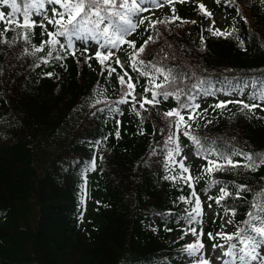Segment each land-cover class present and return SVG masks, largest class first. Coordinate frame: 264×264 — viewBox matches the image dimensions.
<instances>
[{"label": "trees", "instance_id": "1", "mask_svg": "<svg viewBox=\"0 0 264 264\" xmlns=\"http://www.w3.org/2000/svg\"><path fill=\"white\" fill-rule=\"evenodd\" d=\"M208 1L207 9L223 14L222 31L232 32L229 38L210 35L208 19L191 3L184 4L186 10L178 15L195 24L175 21L156 24L153 29L147 23L128 37L136 41L137 48L148 36L153 37L139 59L166 71L172 69L177 79L170 87L158 73L153 75L159 76L157 83L180 93L179 101L170 96L161 98L155 107L145 105L148 111L140 110L139 117L131 103H116L123 86L115 74L111 80L106 72L101 75L96 60L89 61L91 68L84 63L80 52L94 42H76L79 64L72 56L44 64L41 58L46 52L31 55L32 44L48 38L40 27L34 29L31 44L19 39L18 32L0 38L12 42L11 46L0 43V264H187L183 249L186 238L193 236L185 217L193 204L179 198L189 197L191 189L183 181L165 179L177 175L179 169L165 167L167 151L175 147L165 142L175 129L170 130L163 113L180 103H192L190 98L197 95L212 97L206 103L207 111L190 121V131L201 143L197 146L183 131L178 132L180 155L193 149L194 159L185 164L193 177H201L193 181L200 198L208 195L212 180L220 184L208 197L218 196L221 185L233 193L235 185L248 186L250 191L241 192V198L233 195L221 202L236 212L228 233L245 227L243 221L257 193H264V165L256 171L240 167L211 175L203 169L209 166L208 159H216L206 156L207 150L264 152L263 105L251 113H242L241 105L235 103L225 110L214 108L228 101L222 100L225 93L246 83L244 102L264 89V6L259 0H238L245 23L223 0L219 5ZM0 11L7 14L11 9L0 6ZM171 15L160 13L152 20ZM132 51L126 44L120 51L127 67V53ZM129 69L136 91L145 95L143 89L152 85ZM48 72L53 76H47ZM147 96L151 98V92ZM109 107H118L123 114L116 115ZM136 107L139 110V104ZM182 114L187 119L188 112ZM117 119L119 140L114 135ZM94 157L96 169L85 171ZM231 158L241 165L247 163L241 157ZM218 162L225 163L223 159ZM85 178L90 183L82 207ZM209 202L215 207V218L206 221L205 242L212 241L207 234H216L224 212L214 200Z\"/></svg>", "mask_w": 264, "mask_h": 264}, {"label": "snow or ice", "instance_id": "2", "mask_svg": "<svg viewBox=\"0 0 264 264\" xmlns=\"http://www.w3.org/2000/svg\"><path fill=\"white\" fill-rule=\"evenodd\" d=\"M186 0H0V6H7L11 9L7 14L0 11V24L3 28H0V38L4 37L8 32H18L19 39L23 40L26 44H31L32 37L34 35V29L40 27L43 33L48 37L46 40H42L39 45L32 44L31 55L37 53H45L46 56L41 58V62L49 64L50 60L64 61L68 56H72L76 59V63L79 64L80 60L77 57L79 48L76 42H94L96 51L92 55H87L89 48L85 46L84 51L80 52V56L84 57V63L89 68L92 67L89 61L96 60L100 65V72L103 75L105 72L108 77L116 75L118 83L123 86V95L117 104H129L131 103V109L136 116H141L140 110L145 112L148 109L145 105H151L155 107L163 100H167L170 96H175L177 101L180 99V93L169 91L165 87V83L170 87L177 79L173 75L172 69L167 71L162 67H157L151 62L145 64V62L139 59L140 55L145 51L147 44L153 40L150 35L140 45L136 46L135 40L128 39L140 25H144L145 21L148 22V26L155 29L156 24H170L175 21L181 23H193L196 21L182 20L177 14L175 7L176 3H185ZM222 0H215L216 4H221ZM223 3L229 7H234L238 16L241 17L247 23V18L243 16L242 9L238 3V0H223ZM260 5L264 6V0H259ZM51 5L50 9L47 7ZM59 6V8L55 7ZM169 6L172 12L170 17L165 19L152 20L150 16H143L144 12H151L153 9ZM199 11L206 19L212 20L206 31L212 36H220L225 39L232 36V32L227 30H221L215 27V20L212 19L213 13L207 9L203 3L198 5ZM51 11V16H49ZM36 17L37 19H33ZM134 18H137L134 22ZM47 25H52L55 31H49ZM63 38V42L61 39ZM204 36L201 35V44H204ZM0 43H8L11 46L10 41L0 39ZM127 45L132 49V52L127 53L128 60L130 61L129 67L139 75L148 79V83L152 85L151 88L145 87L143 92L145 95L137 99L136 87L137 84L133 83V77L124 69V64L121 62L117 52L123 50V45ZM240 46L243 47V41L240 42ZM27 53V49H25ZM113 64L117 65L122 71L117 72V68L113 67ZM37 67L40 65L37 64ZM61 67H67L65 64H61ZM158 73L159 76L164 78L165 83H157L159 76L153 75ZM47 76H53V73H46ZM127 77V79H126ZM203 83V82H201ZM197 87V86H194ZM151 92V98H148L147 93ZM211 94V93H206ZM231 94V93H225ZM129 97L131 100H129ZM194 100V97L190 98ZM260 101V103H255ZM96 103H101L97 100ZM240 104V111L243 113L247 110L249 113L253 109L260 108L261 104H264V89L259 92L253 93L249 98V102L242 100H229L221 101L214 105V108L225 110L228 104ZM139 104V110L136 105ZM199 108V104L196 103H180L178 108H173L163 113L165 120L168 121L170 135L167 138L166 144H174V148H170L167 151V163L166 168L171 169L173 166L179 169L177 175L166 176L165 179L173 182L183 181L190 189L189 197L181 196L179 199L185 203L193 204L190 212L185 217L186 223L189 225L188 232L192 236L196 237L195 241L185 245L184 252L191 259L192 264H213V259L205 255V245L202 237L204 235L203 228L201 227L199 232L193 225H199L202 223L204 216L203 205L200 196L197 194L193 181H199L201 177H193L190 174L189 166L185 164L187 157H182L180 160L176 159V156L181 154L180 145L178 143V132L183 131V135L188 137L197 146H200V140L193 136L190 129L193 124L190 121H195V110ZM104 111V109H99ZM109 111L116 113V115H122L123 113L118 107H109ZM187 111L188 116H185L182 112ZM207 111V110H205ZM95 113H93L94 115ZM174 118V119H173ZM143 123V119H141ZM211 123V121H209ZM116 131L114 133L117 140L121 137L120 121L116 120ZM161 132L163 129L160 130ZM143 135V130L140 132ZM107 139V137H105ZM97 144L100 142L97 141ZM155 154V153H153ZM207 155H214L216 159H208V167L204 168V173L211 175L216 172L230 171L243 167L250 171H256L261 165H264V152L261 153H247L239 150H232L228 154L219 152V150L212 151L207 150ZM232 156H242L247 163L241 165L240 161H234ZM103 160V157H100ZM223 159L224 164L218 161ZM96 169L95 157L91 161L89 167L85 171H94ZM187 174V175H186ZM220 182L212 180L209 188L219 185ZM235 193L228 190L227 185H221L219 187V195L216 197L209 196V200H214L217 205H220L226 215L234 217L236 215L235 208L227 205H222V201L235 195L237 199L241 198L240 193L250 191L247 185H235ZM87 197V180L85 178L84 184L81 188V206L83 207L84 201ZM99 203V202H97ZM211 208L212 205L208 204ZM252 210L247 212V217L243 224L245 227L238 228L233 233H226L220 231L213 235L209 232L208 238L210 240H222L223 243H213V251L217 248L221 250V255L216 257L220 264H264V193H257L256 201L252 204ZM83 212L79 216V220L83 221ZM228 224H232L233 220H227ZM171 231V229H167ZM185 233V235L188 234Z\"/></svg>", "mask_w": 264, "mask_h": 264}, {"label": "rangeland", "instance_id": "3", "mask_svg": "<svg viewBox=\"0 0 264 264\" xmlns=\"http://www.w3.org/2000/svg\"><path fill=\"white\" fill-rule=\"evenodd\" d=\"M186 1H190V2H193L196 6L199 5V3L202 1V0H186ZM206 3H208V1H205ZM48 7V6H47ZM175 7H176V10H177V13L184 8V5L182 3H176L175 4ZM49 8V7H48ZM5 9H7V7L5 6ZM50 9V8H49ZM160 12H167L168 14H172L171 10H170V7L169 6H164V7H161V8H156V9H153L151 12H144L142 13L143 16H150L151 18H154L158 13ZM49 16H51V11H49ZM212 19L215 20V22L217 23V28L221 29L223 24H224V19L222 17V15H213ZM210 23L212 22V20H210ZM46 24V22H45ZM47 28L49 29L52 25H47ZM94 49H91V51H93ZM111 80H114L113 77H110ZM248 83L245 84L244 88H243V91L244 89H247L248 87ZM231 94H226V96H223L224 98L225 97H235V98H238V99H241L242 98V93L239 92V89L235 88L233 90L230 91ZM137 96L139 97V94H137ZM211 96L210 95H199V96H196L194 98V100H192V103H196V104H201L202 102H205V101H210L211 100ZM260 103V102H259ZM264 105V104H263ZM204 112V108H199V109H196L195 110V115H200ZM190 154L187 155V159L189 158ZM182 157H178L177 160H180ZM186 159V160H187ZM185 160V161H186ZM89 186H87L88 188ZM202 205H203V211H204V216L203 217H213V206L211 208L208 207V203L202 201ZM230 219V215H223V217L221 218L220 220V227L218 229V232L220 231H224V232H228L229 229H230V225L231 224H228L227 223V220ZM217 232V233H218ZM204 237V235H203ZM202 237V238H203ZM187 243L189 244L191 239H187L186 240ZM213 244H210L208 245L206 248H205V255L208 256V257H211L213 259V264H220V261H217L215 258L216 257H219L221 255V250L219 248H217L215 251H213V247H212ZM185 253V252H184Z\"/></svg>", "mask_w": 264, "mask_h": 264}]
</instances>
